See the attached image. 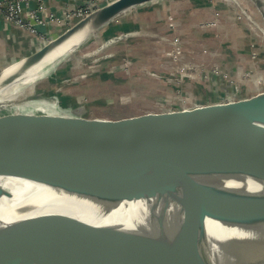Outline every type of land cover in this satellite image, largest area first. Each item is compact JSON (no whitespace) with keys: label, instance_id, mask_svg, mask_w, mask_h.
I'll return each mask as SVG.
<instances>
[{"label":"water","instance_id":"1","mask_svg":"<svg viewBox=\"0 0 264 264\" xmlns=\"http://www.w3.org/2000/svg\"><path fill=\"white\" fill-rule=\"evenodd\" d=\"M155 1L100 5L21 59L22 75L90 21L87 38L125 10ZM251 1L264 18V1ZM21 76L0 84V176L110 203L153 202L147 232L42 208L0 226V264H211L206 219L228 226L264 221L261 198L227 189L215 198L197 182L201 174L233 172L264 180V91L209 95L178 106L158 104L155 111L137 115L97 118L77 105L79 98L37 91L39 78L24 85ZM2 196L12 194L0 187ZM157 203L161 207L155 212ZM260 206L261 216H255ZM168 209H175L171 217ZM219 248L226 256L222 264H264V253L247 241L230 239Z\"/></svg>","mask_w":264,"mask_h":264},{"label":"rangeland","instance_id":"2","mask_svg":"<svg viewBox=\"0 0 264 264\" xmlns=\"http://www.w3.org/2000/svg\"><path fill=\"white\" fill-rule=\"evenodd\" d=\"M145 5L125 10L94 31L53 64L35 90L79 98L77 105L97 118L202 101L217 95V77L233 88L225 95L256 93L244 92L252 81L264 91V21L251 0H158ZM80 19L68 22L67 28ZM247 38L253 44L243 45ZM235 55L241 61L232 73Z\"/></svg>","mask_w":264,"mask_h":264},{"label":"bare ground","instance_id":"3","mask_svg":"<svg viewBox=\"0 0 264 264\" xmlns=\"http://www.w3.org/2000/svg\"><path fill=\"white\" fill-rule=\"evenodd\" d=\"M90 24L91 21L60 46L49 50L39 62L27 68L24 75H22L24 60H19L6 67L0 77V84L17 73L22 75L19 79L20 83L24 85L40 79L52 69L50 65L62 60L72 52V47L77 48L87 39ZM16 88L15 85L7 90ZM263 163L264 160L260 161V164ZM197 182L203 185L206 191L215 198L221 199L220 190L227 189L235 190L242 195L251 194L264 201V180L259 177L238 174V172L229 175L207 173L199 175ZM0 187L12 194L10 198L4 196L0 198V226L30 216L42 208H47L68 213L95 225H117L131 231H148L146 220L153 202L150 199L110 203L71 194L43 183L5 176H0ZM156 205L155 212H158L161 205L159 203ZM261 207L255 208V216H261L257 211ZM174 211L175 209H168L167 216L171 217ZM205 228L208 238L206 251L211 264H222L226 260L219 244L230 239L247 241L260 253H264V221L251 223L246 219V221H236V225L228 226L215 220L206 219Z\"/></svg>","mask_w":264,"mask_h":264},{"label":"crops","instance_id":"4","mask_svg":"<svg viewBox=\"0 0 264 264\" xmlns=\"http://www.w3.org/2000/svg\"><path fill=\"white\" fill-rule=\"evenodd\" d=\"M91 1L93 0H46L45 12L55 15L54 17H57L59 22L58 23L47 22L44 25H40V26L38 25L36 28V34L31 33L26 29L19 28L13 24L6 23L0 17V71H2L4 68L8 67L12 63L19 61L31 55L38 49H40L46 43V40L53 39L58 35H60L61 33H63V31L68 27V22L72 21V17H70L69 15H71L73 10H75V8L78 7L81 8L87 7L91 3ZM142 6H146V5L142 4ZM34 7H35V3L30 2L28 8H34ZM202 11H203L202 13L203 17H205L207 13H205L204 10L202 9L200 10V13ZM210 16L209 18H212V14ZM198 19H201V17ZM203 20L206 21L207 19L203 18ZM233 28L235 32L237 27L234 26ZM250 40L253 41L252 39H248V38L245 39L243 41V45L253 44V42L249 43L251 42ZM238 44L239 41L233 42V45H238ZM239 60H238V56L236 55L235 58L231 59L230 70L232 73H233V68L234 70L238 69L237 66H239L238 65ZM248 62H252V61L250 60ZM205 75L210 76L209 72H205ZM235 77H236L235 79H237V76ZM231 89L233 90L230 84H227L222 79L219 80V78L217 77L215 87H213L214 94H218V93L223 94L224 92H228V90ZM255 90H257L256 92L263 91V89L261 90L259 89L258 91L257 86L252 81V85L250 86V88L244 92L255 91Z\"/></svg>","mask_w":264,"mask_h":264},{"label":"built area","instance_id":"5","mask_svg":"<svg viewBox=\"0 0 264 264\" xmlns=\"http://www.w3.org/2000/svg\"><path fill=\"white\" fill-rule=\"evenodd\" d=\"M46 0H0V17L6 22L19 28L26 29L36 34V28L47 22L58 23L57 17L45 12ZM111 0H93L87 7H78L73 10L70 17L83 18L88 13L98 8L100 5ZM35 3L34 8H28L29 3Z\"/></svg>","mask_w":264,"mask_h":264}]
</instances>
